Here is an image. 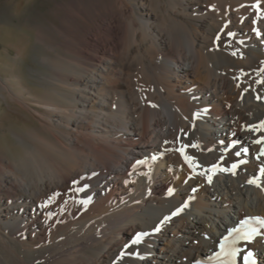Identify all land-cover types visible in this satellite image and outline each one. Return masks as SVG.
<instances>
[{
	"label": "bare ground",
	"instance_id": "6f19581e",
	"mask_svg": "<svg viewBox=\"0 0 264 264\" xmlns=\"http://www.w3.org/2000/svg\"><path fill=\"white\" fill-rule=\"evenodd\" d=\"M55 15L50 91L0 78L37 119L19 158L0 152V264H190L264 218V0H60ZM245 245L264 264V224Z\"/></svg>",
	"mask_w": 264,
	"mask_h": 264
},
{
	"label": "rangeland",
	"instance_id": "374dc122",
	"mask_svg": "<svg viewBox=\"0 0 264 264\" xmlns=\"http://www.w3.org/2000/svg\"><path fill=\"white\" fill-rule=\"evenodd\" d=\"M58 1L0 0V78L22 84L26 96L50 91L45 75L55 38L49 29L52 23L58 22L55 15ZM39 33L45 34L48 44L39 40ZM20 87L14 85V88ZM36 120L0 95V152L9 159L19 158L23 146L17 135L25 136L23 143L30 145L27 132L32 133L36 128Z\"/></svg>",
	"mask_w": 264,
	"mask_h": 264
},
{
	"label": "snow or ice",
	"instance_id": "6c2138e0",
	"mask_svg": "<svg viewBox=\"0 0 264 264\" xmlns=\"http://www.w3.org/2000/svg\"><path fill=\"white\" fill-rule=\"evenodd\" d=\"M230 35H232V34L230 33ZM262 123H264V122H262ZM262 141H264V137H262L260 141H256V143H261ZM193 146H195V145H193ZM244 151H247V149H244ZM261 154H264V148L261 149ZM237 155H240V153H237ZM185 159L188 160L189 162H191L192 158L186 156ZM137 163L138 164L144 163V161H138ZM240 163H243V161H241ZM215 167L216 166L214 165L213 168H215ZM232 167L235 168V167H237V165L234 164ZM262 172H264V169H262ZM208 179H209V182H211V177H209ZM253 182H254V180L249 181V183H253ZM82 190L83 189H77V191H82ZM193 191H195V189H193ZM172 193H173V189L169 188L168 189V195H172ZM82 203L86 204L87 201H82ZM185 207H187V201L180 208H177L176 211L173 212L171 215L172 216L178 215L181 211H183V209ZM170 219H171V216H165L164 219L161 221V225H163L165 222H167ZM254 219L259 220L260 218H254ZM260 223L264 224V220H261ZM245 224H247V221H242L240 227H236V228L229 230V234L227 236L223 237V239L220 242V252L215 254L216 257H220L222 255L234 257L238 251V249H236L234 247L236 241L240 240V239L250 240L253 236H255L257 234V230L255 228L244 230L243 225H245ZM154 231L159 232L160 226L158 225L154 229ZM145 235H147V233H137L136 236L130 241V243L131 244H139L141 242V239ZM125 247L127 248L128 245H125ZM121 255H124V253L122 252ZM252 257H253V253L248 252L244 256L245 264H255V260ZM197 264H201V262H197ZM220 264H226V262L220 261Z\"/></svg>",
	"mask_w": 264,
	"mask_h": 264
}]
</instances>
